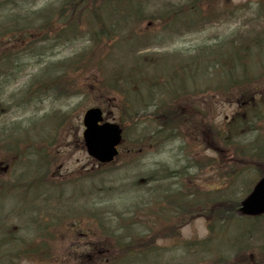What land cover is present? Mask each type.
Masks as SVG:
<instances>
[{
  "label": "rangeland",
  "instance_id": "1",
  "mask_svg": "<svg viewBox=\"0 0 264 264\" xmlns=\"http://www.w3.org/2000/svg\"><path fill=\"white\" fill-rule=\"evenodd\" d=\"M54 1L0 0V37L7 36L5 37L7 40H3V42H12L14 45L19 46L18 41L11 39L9 41L8 39L12 37L11 33L19 29V27H22V25L25 26L23 28L24 30H34L35 28L44 27L41 28L43 29L42 32L49 29L52 34L55 33V29L59 27L57 23L54 27L50 26V28L45 25L50 20L54 21V17L47 19L42 13H38L40 9L46 7L48 4H52ZM144 1L143 7L141 6V11L144 15L138 21L139 23L133 24V28L135 26L137 27L138 33L142 35L143 40L153 35L156 36L150 42L153 46L148 47L147 50L152 51L153 54H157L158 56L150 55L148 58L157 57L164 58L165 60L170 58L169 64L173 62L174 58L178 60L180 56L181 60H186L187 55H196L198 48L218 42L216 40L218 38H221V42L225 38L230 39L238 31L237 36H235L237 39L233 41L237 46H241L242 52H248L250 46L253 44L252 42L258 41L263 45L261 49H259V46L251 49L248 63L254 74L257 73V70H264V68H261V65H264V0H249V5L244 4L238 11L228 10L227 13L234 12L236 14L237 12V16L231 19L227 18L224 22H222L223 19H220L214 26L204 30H189L190 28H194L190 23L186 26L183 24L174 25L168 23L166 25L165 23H159L157 14L159 15L161 13L162 7L169 9L172 4L179 2L185 3V0ZM236 1L247 0H233L234 3ZM176 7L178 5L172 7L173 10ZM222 8L221 6L218 7V12L228 17V14ZM32 20L36 27L30 26ZM150 20L154 22V25L148 26ZM199 27L203 29L202 26ZM146 33H149L150 36L143 35ZM42 34L39 33V36ZM61 37H57L56 41H54L53 38L55 37L49 35L47 36L48 40H37V47L33 44L27 45L26 51L17 52L15 54L16 56L12 55V58L9 57L11 60H8L6 55H0V68L2 71H12L14 67L17 66L18 68L19 65L23 67L19 80L8 88L9 93L13 91L17 92L15 103H12L11 96L8 92L4 93V95L0 93V109L8 110L6 113L8 116H5L7 118L4 119L2 117L0 119L2 122L0 126H3L7 122L5 131H8L10 126L13 130L17 129V136L19 140L21 139V151L23 152L20 158L22 161L18 165L8 163L10 168H7L6 172L4 171L0 175L3 181H5L3 184L5 186H11L14 182H20L19 190L24 191L26 184L37 173L33 174L32 169L27 164L28 160L32 157L37 160V164L44 163L46 162V158H49L54 167L51 174L54 172L59 176L61 175L59 179L73 178L83 171L97 169V164L88 155L81 142L82 130L84 128L82 125V117L85 109L92 104H96L101 98L108 99V103H111L114 107H110L112 112L108 116V119L116 122H120L121 120L126 130L121 146V154L117 157L115 163L100 168L95 175L79 178L78 180L83 181L87 186H84L78 191V197L71 194L73 193L72 185H75L74 183L76 181H64L65 183L62 188L64 192L62 190L61 192L57 191L55 199H52V201L64 203L61 200L64 196L72 198L68 206L75 204L78 208V212L75 214H69L66 211V217L60 219L58 216L52 220V231L54 230L57 233L61 232V236L59 237L58 234L56 240L57 249L59 248L57 253L67 251L72 255V257H69L70 260L64 261L61 259L63 264H109L110 262L113 264H136L137 259L135 258L134 252L127 255L121 251L113 250L108 254H103V250H100V255L97 254L94 258L92 256L88 258L87 255L88 253H93L91 247H93L95 242L106 241V239L100 238L102 230H112L116 236H126V234H123L124 231L126 233V231H132L133 228H136V231L142 236L148 231L147 227L149 226L155 227L149 232H157L158 240L154 244H148L147 246L149 248L155 247L158 250L150 252L151 259H146L145 261H152L154 264H264V217L260 219L245 218L243 220V216L237 214L236 211L234 213L228 208L246 196V193L253 183L252 180L255 174H261L262 169L258 170L256 168V171L253 168L254 164H248L249 162H253L251 159L252 156L245 153L252 151L248 148L255 135L264 134V105L263 107L261 106L252 110L251 106L247 105L248 107H244V104H242L240 108L244 109L241 110L237 102H240L239 94L243 88L239 86L231 89L234 84H230L227 89H221L218 84L220 80L216 78L215 70L212 67L209 69L203 67L208 75L211 76L209 82L211 83V85L209 84L210 87L205 89L194 83L191 90H184L180 99L175 98L179 108V117L177 116L176 118H179L182 122L181 129L177 130L172 128V130L169 129L166 131L160 128L156 131H160L161 134L157 135L156 131H154L156 127L152 123L158 125L159 122H164L166 116V113L163 114V110L157 108L158 106L155 105L158 100L152 103L142 104L138 108L139 105L137 107L126 105L121 98V93L116 94L114 88L108 85L106 87H109L110 90L103 91L104 88L98 84L101 90L99 92V87L95 86L92 79H90L92 73L95 76L98 74L97 79L100 77V71L97 73L95 66H92L91 70L82 78L79 77L74 80L73 74L75 72L72 69L76 65L69 61L74 56H83L86 54L84 49L87 51L90 48L82 46V39L79 38L81 36H78L74 47L70 43H67V39H64L69 38L70 35L65 34ZM162 38L166 39L164 44H161ZM135 41H138L136 37ZM223 41H225L223 46L228 44V41ZM86 42L89 44V41ZM58 45H62L63 48L61 46L56 47ZM99 47L101 45L96 50ZM210 49L212 48L210 47ZM180 50L183 53H180ZM80 52L84 54H79ZM137 55L140 54L137 53ZM58 58L64 61L59 62L57 65L53 64ZM155 58L151 61L155 60ZM78 64L86 67L87 62L79 61ZM48 65L51 68V76L53 77L59 76L61 72L67 70V67H69L68 75L62 78L61 81H66L67 83L74 81L79 83V80L81 79L82 81L83 79V82H86L85 85L87 88L83 86V83H80L82 86L76 88L81 91L78 94L72 92L67 93L64 92L63 88L57 87L58 89L52 88L51 91H41L39 96L36 95V91L38 90H35L32 95L28 96L27 90L29 92L32 81L36 80L39 87H42L40 90H46L45 83L39 78L44 79L48 74L50 75ZM162 66L160 64L157 68L161 69ZM259 73V81L264 83V72ZM187 76L189 82L191 75L188 74ZM4 77H0V86L5 83ZM157 81L161 82L158 78H153L151 83L153 86L150 88L153 95L162 94L163 105L170 95L166 91L162 92L157 89V87H160ZM204 81H209V79L204 78ZM238 84L240 85L239 82ZM64 85H66L65 82L62 86ZM256 86L258 87L259 85ZM221 92L224 93L222 96H220ZM209 95L212 97V101L210 102L212 108L210 110L207 108L208 103H206L208 102L206 97H210ZM256 97H260L261 101L264 100V92H260V95L257 94ZM197 98L201 99L200 102L198 100L196 101ZM147 107L149 109H145ZM120 109H125L127 114L121 113ZM258 109L261 110L256 112ZM237 111L243 113L244 128H241L238 132H233L234 134L240 135L236 136V140H233V142L227 145L222 141L221 137L217 138L213 134L216 131H223V126L227 121L225 119H229ZM152 113L153 115H151ZM159 114H163V116L159 117ZM183 118L186 121L190 118L197 126L190 125L189 127H184ZM45 120L48 121L46 130L49 131L50 137L48 138L47 134L45 138L40 135L46 133L44 130L34 137L32 130L41 126L40 123ZM202 123H206L208 127H211L210 133L213 138L211 140V136L207 134L203 137V140L208 142L209 145L206 150V143L202 138L198 137L196 133L191 134L197 130V127L198 130L203 128V126L201 127ZM250 129H256V131L252 132ZM243 130L245 131L243 132ZM162 131L165 132L163 133ZM29 132L31 133V137L29 138V142H26L24 139ZM168 136L170 138H167ZM2 139L5 141V136ZM34 140L36 142L52 141L49 144L50 153L47 154V150L43 147H32L31 141ZM181 143L186 145L192 158L187 159L188 152L187 150L181 149ZM235 158H238L240 163L239 161L235 163L233 160ZM209 159L210 164H208L206 170L202 167L203 171L199 172L200 177L193 176V185L184 184V188L180 183V189H182L184 194H187V191H190V189H194L196 191L195 195H197V192L203 193L202 188H216L221 186L217 192H221L223 195L222 198L227 199H222L221 201L210 199L207 202L210 206L211 217V220L205 217L206 221L208 220V224L203 217H198L202 216V214H196L194 216L196 219L180 230L182 236L181 243H185L183 245H178L179 240L175 238L165 240L170 235L160 232L164 228V225L160 222H148L144 226V221H146V218H144L146 208H151L155 211H157L160 205H166L172 208L163 199L161 202L152 199L158 194V188H160L159 185L161 182L146 183L147 177L152 176L154 179L165 178L164 175L157 173V164H169L172 167L176 166V168L178 167V169L183 170L189 164L194 165L199 163V165H203ZM214 162L217 167L213 166L212 163ZM224 163H226L225 166H222ZM220 165L221 167H218ZM222 167L232 168L230 170L232 176L227 175L226 178H223V181L221 176L225 172ZM3 169L4 167L1 168V170ZM195 171L193 166L192 172L195 173ZM205 178L211 184L204 186ZM174 181L173 179L167 181L163 179V187L172 185ZM184 182H187V180H184ZM46 185L56 186L51 182H47ZM88 186H92V188ZM56 187L61 188V185ZM67 188L71 190L70 193L66 191ZM149 190H153L155 193L148 195L147 192ZM46 195L45 193L42 194L41 198H44ZM199 198L201 197H198V195L196 198L192 197L193 207L202 205L201 202H198ZM16 202L18 203V201H13L12 198H9L8 200L4 199L2 204L0 203V223L2 219V225L5 224V228L7 229L5 234L8 237H12L14 233L17 234V227L28 223V220L24 219L25 217L20 214L21 211H10L13 208L10 206ZM64 205L68 209L67 204L64 203ZM236 206H234L235 209ZM2 207L4 210H1ZM205 213L209 214V211ZM171 215L175 220L188 219V215L184 216L181 213ZM98 219L101 222L100 229L96 228L97 223H99ZM162 221L169 225L166 220ZM238 223H241L240 225L242 227L240 229L237 225ZM210 224H215L212 227V231L209 229ZM227 227L229 228L224 229ZM91 228L100 230L97 236L94 237L89 234L77 236L78 230L89 233ZM224 230L226 231L224 232ZM47 231L48 227L45 229L41 228V232L37 235L45 237ZM25 232L27 231L25 230ZM72 235L76 236L77 239L75 241H78L79 245L71 244ZM106 235L110 237V241L117 242L115 241L117 237L110 232ZM129 237L133 240L137 238L128 236V239ZM215 237L217 239L214 242ZM186 238L201 241L207 240L208 249L206 248V252L204 253L200 251L196 257L193 249L188 246ZM126 241L129 240H125L124 245L127 244ZM213 242L214 245L212 248L214 250L211 248ZM97 245L104 248L100 243H97ZM231 246L232 248H230ZM65 247H67V250ZM120 249L121 247L118 250ZM215 250L217 251L215 252ZM221 251L227 252L223 261L219 259ZM112 252H115V255ZM108 255L112 257L108 258ZM59 256L63 257L62 255ZM22 264H30V262L23 261Z\"/></svg>",
  "mask_w": 264,
  "mask_h": 264
},
{
  "label": "trees",
  "instance_id": "2",
  "mask_svg": "<svg viewBox=\"0 0 264 264\" xmlns=\"http://www.w3.org/2000/svg\"><path fill=\"white\" fill-rule=\"evenodd\" d=\"M144 0H55L52 4H48L46 7L40 9L38 13H42L43 16H45L47 19L53 18L54 21H49L45 23L47 27L50 28L54 27L56 23L58 24V28L55 29V33L52 34V32L49 31V29H46L45 32H42L44 27L41 28H35L34 30H24L25 27L22 25V27H19L16 31L11 33L12 37H10L8 40H14L18 41L19 46L14 45L12 42H3V40H7L5 37H0V55L5 56L8 60H11V56L14 55L17 52L26 51L27 45L33 44L37 47V40H48L47 36L52 35L54 41H56L57 37H61L65 34L70 35L67 39V43H70L71 45H74V43L77 42L78 36H81L79 38L82 39V42L89 41V45H86L85 47H89L90 50L84 49L86 54L80 52L79 54H84L83 56H74L72 57V60L69 61L76 65L72 71L75 73L73 74L74 80L83 77L86 73H88L91 70L92 66L96 67L97 73L100 71V77L97 79L98 74L95 76L93 73L90 75V79H92V82L95 86H98V84L104 88L103 91L110 90L109 87H106V85L110 87H114L115 93H121V98L124 100V103L126 99H128L130 96V87L133 83H139L143 80H151L150 75V66H147V64L150 63L148 60V57L150 54L142 52L143 49H147L148 47L152 46V43H150L156 36H150L149 33L143 34L147 37V39L143 40L142 35L138 33V29L135 26L133 28L134 23H139L140 18L144 15L141 11V6L144 5ZM187 4V3H185ZM231 3L228 2V0H191L185 7L182 9L178 8L176 10H164V15L162 18H159L160 20H163L162 23H172L174 25L178 24H185L190 23L194 26V28H200L199 26H204V24H213L215 21H218L220 19L227 20V18L232 14V12L227 13L228 10H231L230 5ZM184 6L181 5V7ZM223 7L222 10L226 12L227 15H221L222 13L218 12V7ZM143 7V6H142ZM234 7V6H233ZM235 8V7H234ZM30 26L36 27L35 24L32 22L30 23ZM10 32V31H6ZM39 33H43L39 36ZM2 34V33H1ZM135 35L136 39L138 41H135ZM5 38V39H4ZM63 38V37H61ZM138 44V45H137ZM99 49L96 50V48ZM62 45H58L56 47ZM232 47H241L237 46L235 42L232 40L231 43ZM21 47V48H20ZM223 46L219 45L217 48L213 49L214 54L216 52H220ZM141 48V50H140ZM140 50V51H139ZM15 51V52H14ZM136 51V52H134ZM14 52V53H11ZM120 52L123 53V55H120ZM93 53V55H92ZM139 53L140 55H137ZM92 55V56H91ZM158 56L157 54H154ZM91 56V58H90ZM10 57V58H9ZM136 57V58H135ZM133 58V63L129 66V62ZM155 58V57H153ZM71 59V58H70ZM230 59V62L227 63L226 61L224 63H219L218 60L215 58L214 65H229V69L226 72L227 76V87L230 84H234L231 89L236 87L243 88L241 93L239 94V101L244 104V107L251 106V109L254 110L258 107H261L255 100L254 97L257 96V91L262 92L264 89V83L260 82L258 79L257 85L256 83V74L252 75L249 74L248 68H243V73L240 74V71H238V67L241 65L240 63L236 65L235 60L236 58L230 55L228 57ZM227 59V60H228ZM64 60L59 59L53 62V64L57 65L59 62H62ZM79 61H86L87 65L86 67L81 66L78 64ZM155 61L158 63L154 65L153 67L156 69L160 65L159 58H155ZM162 64V63H161ZM50 65V64H49ZM48 65V71L50 72V75L48 74L47 77L44 79L39 78L43 80V83H45V89L46 90H40L42 87H39L36 80L32 82V85L29 87V92L27 91V95H32L33 92L36 91V95H40L41 91L47 92L51 91L52 88L58 89L57 87H61L64 89V92L67 93H81L80 90H77L76 88L78 86H87L85 85L86 82H83L84 80H79V83L72 82L67 83L66 81H61L62 78H65L68 75L69 67H67V70L61 72V74L57 77L51 76V68ZM1 67V66H0ZM185 69L183 65H173V80L169 88H171L172 93L176 94L178 89L175 88V85H177L179 82L185 83V80L183 79V76L180 74V70ZM23 67L21 65L13 68V76L10 82L13 80L16 81L20 74H22ZM19 71V73H18ZM53 73V71H52ZM2 70L0 68V76L2 75ZM249 75L251 76L249 78ZM155 78V76H153ZM160 80V78H159ZM169 79L168 82L166 80L165 88L164 90H167L168 83L171 82ZM1 82V80H0ZM66 83V85L62 86L63 83ZM240 83V85L238 84ZM62 84V85H61ZM157 84L160 87H157L159 91L164 86L163 82H158ZM99 87V86H98ZM1 88V87H0ZM100 92V87L98 89ZM162 94H156L154 96L155 101H160L161 103L156 104L158 107L163 110V114L166 113L164 122H159V126L156 130H159L160 128L164 130H172L181 129L182 122L179 118V108L177 105V102H166L165 107L162 105ZM104 98V97H103ZM104 98L102 101L99 99L97 102L99 104L105 105ZM168 99V98H167ZM173 99V98H171ZM248 103H245L247 102ZM107 103V102H106ZM162 105V106H161ZM156 108V109H157ZM244 109V108H242ZM261 109L256 110L258 112ZM185 113V112H184ZM163 114H159L160 116H163ZM256 116V115H255ZM257 117V116H256ZM188 121V122H187ZM185 121L183 118V124L184 127H189L190 125L197 126L190 118ZM48 122V121H47ZM223 128L224 133H219L216 135V137H222L223 142L229 145L233 140H236V136L240 134H234L233 132H238L241 130V128H244V123L240 124L239 121H235L234 123L228 122L226 123V126ZM198 129V127H197ZM206 130H208L207 127H205ZM157 135H160V131H156ZM198 133V131H194L191 134ZM224 136V137H223ZM31 136H26L25 140L26 142H29V138ZM31 143L37 147H44L47 149L48 145L46 142H36L31 141ZM251 145L255 146V151L252 149L250 153H245L250 156H252L253 162H249L248 164H254L258 170H261V174L264 173V139L263 141H254L251 143ZM247 146V145H245ZM251 147V146H250ZM48 151V150H47ZM191 155V153H190ZM192 156V155H191ZM257 157V158H256ZM250 159V158H246ZM235 163L239 161L238 158L233 159ZM210 162V161H207ZM256 162V163H255ZM47 165H50V160H47ZM240 163V161H239ZM214 167L216 166V163H212ZM226 163L222 164V166H225ZM47 167V166H46ZM218 167H221L218 166ZM224 170V174L221 176V179L223 181V178H226L231 175V169L230 167H222ZM255 168V169H256ZM48 169H51L48 166ZM214 169V168H213ZM256 169V171H257ZM49 172H45L42 175L36 174L33 179H31L27 184L26 188L23 192V194H30V192H33V198H35L37 207L35 211V218L36 223L39 226H43L46 224V221L50 223L54 217H55V211H53L52 208V196L48 195L45 198H41L38 193V188L40 187V184L43 181H47V175ZM260 175V173H258ZM59 183V182H57ZM9 186H2V183L0 182V194L4 193V190H9ZM173 201V200H172ZM181 205V204H180ZM236 206V209L234 206ZM179 206V205H178ZM239 206V201H237L236 204L233 206L228 207L233 212L237 211ZM180 207V206H179ZM182 207V205H181ZM174 207L172 213L178 212L177 210H181L182 208ZM164 209L167 211L170 208L168 206H165ZM186 210V208H184ZM165 219L168 224H166V234L169 235H177L176 232L179 230V222L178 220H175L172 215L165 214ZM155 222H157L156 215L153 216ZM108 232L107 230H102L100 235V238L108 239L110 241V237L106 235ZM114 236H116L114 233L110 232ZM116 243L114 242V246L121 247L120 251L125 254H130L131 252H137L141 253L143 255H146L149 252L156 251L155 247H148V244H154L155 240L157 238V232H152L150 235L142 236V238L137 239L136 241L131 239L128 236H122L118 235L116 236ZM138 237V236H136ZM125 238V239H124ZM106 239V242H108ZM125 240L127 244L124 245ZM112 242V241H110ZM110 242H108L110 244ZM4 249H0V254L3 252ZM43 250V249H42ZM39 248H37V253L39 252ZM20 254H26L30 255V250H27L26 248H19L15 253H12L11 255H8L7 257H17ZM46 254V253H44ZM47 255H51V253H47ZM6 258V257H5ZM51 258H54L52 256ZM5 259H3L4 261ZM5 262V261H4ZM1 264V263H0ZM3 264V263H2ZM146 264V263H145Z\"/></svg>",
  "mask_w": 264,
  "mask_h": 264
},
{
  "label": "water",
  "instance_id": "3",
  "mask_svg": "<svg viewBox=\"0 0 264 264\" xmlns=\"http://www.w3.org/2000/svg\"><path fill=\"white\" fill-rule=\"evenodd\" d=\"M98 108L88 110L84 117L87 126L84 132L86 145L90 154L101 161H109L117 153L115 145L121 140V129L114 124L105 123ZM241 210L245 214H259L264 212V178L255 186L253 192L242 203Z\"/></svg>",
  "mask_w": 264,
  "mask_h": 264
}]
</instances>
